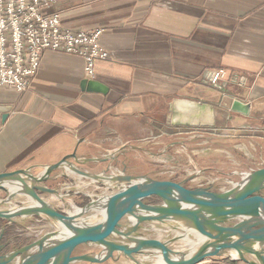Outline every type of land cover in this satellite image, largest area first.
Instances as JSON below:
<instances>
[{
  "label": "crops",
  "instance_id": "1",
  "mask_svg": "<svg viewBox=\"0 0 264 264\" xmlns=\"http://www.w3.org/2000/svg\"><path fill=\"white\" fill-rule=\"evenodd\" d=\"M47 11L65 27L100 31L108 57L95 60L93 80L106 89H86L81 57L42 52L24 92L0 87V173L54 164L74 150L79 159H94L80 169L118 173L125 168L123 146L169 140L174 130L199 134L222 122L246 127L264 120V0H59ZM215 69L226 72L219 87L203 82ZM174 98L213 104L219 125L168 124ZM233 99L250 103L248 115L230 110ZM52 176L46 186L78 206L97 187L67 168ZM23 225L0 220V242L36 239L50 226L30 218ZM112 264L135 263L122 256ZM197 264L245 263L225 255Z\"/></svg>",
  "mask_w": 264,
  "mask_h": 264
},
{
  "label": "water",
  "instance_id": "2",
  "mask_svg": "<svg viewBox=\"0 0 264 264\" xmlns=\"http://www.w3.org/2000/svg\"><path fill=\"white\" fill-rule=\"evenodd\" d=\"M85 85L90 91L105 92L106 89L93 79L86 80ZM249 107L250 103L239 99H233L230 104L231 111L243 115H248ZM167 123L212 127L216 124L214 105L174 98ZM109 158L117 160L115 154ZM92 160L79 159L74 150L54 164L0 173V191L5 193L0 198V220L24 226L30 218L46 221L54 227L9 253H1L8 243L0 242V264H72L78 261L101 264L114 258V253L142 264L144 258L137 255L149 250L154 256L160 254L164 264H197L210 257H233L232 253L234 259L245 264H264V199L259 196L264 190V167L246 173L229 189L215 192L209 187L187 190L180 183L132 175L125 170L110 173L108 168L95 174L79 168ZM36 168L41 171L35 172ZM64 168L111 192L91 198L82 207H76L78 211L62 210L69 206L66 194L59 188L46 186V182L54 179L52 173ZM151 196L160 198L162 204H147L145 199ZM96 209L100 211L93 212ZM125 217L132 218L129 226L121 224ZM168 221L177 222L184 233L162 241L137 232L143 222ZM188 236L197 242L189 253L169 247V242L178 238L188 240ZM130 242L134 245L129 246ZM82 244L99 246L101 252L74 255V250Z\"/></svg>",
  "mask_w": 264,
  "mask_h": 264
},
{
  "label": "rangeland",
  "instance_id": "3",
  "mask_svg": "<svg viewBox=\"0 0 264 264\" xmlns=\"http://www.w3.org/2000/svg\"><path fill=\"white\" fill-rule=\"evenodd\" d=\"M216 125L219 124L216 123L212 127ZM240 125L228 121L227 123L222 122L216 130H204L199 134H182L174 130L173 136L168 137L169 140L164 138L161 141L158 140V143L144 144L139 142L129 144L123 152L125 154L123 162L125 168L121 166L120 172L123 169L125 172L145 173L153 179L180 183L187 190L197 187H209L215 192L227 190L232 184L240 181L246 173L264 167V120H257L253 124L249 123V126L246 127ZM191 136H196V138L188 140L187 138H191ZM95 186L97 187L91 191L89 200L111 192V190H107L97 183H95ZM4 196L5 193L0 191V198ZM259 196L264 199V190ZM145 202L147 204H162V200L155 196L146 198ZM76 207L80 208L82 206L69 202V206L62 207V210L73 212ZM130 219L132 220L129 217L123 218L121 224L129 226L131 224ZM53 229V226L46 225L40 235ZM137 232L143 237L162 241L184 233L178 223L174 221L143 222L139 225ZM34 239L21 237L19 240L9 241L8 245L1 250V253H9L32 242ZM188 241L178 238L173 242H169L168 245L172 250L186 254L197 243L196 239L191 236H188ZM100 252L101 247L99 246L82 244L74 250L73 254L96 255ZM113 255L114 258L108 259L104 264H112L124 256L123 254L116 255V253ZM137 256L144 258L142 264H156V257L152 250L140 253ZM72 264L95 263L78 261Z\"/></svg>",
  "mask_w": 264,
  "mask_h": 264
},
{
  "label": "built area",
  "instance_id": "4",
  "mask_svg": "<svg viewBox=\"0 0 264 264\" xmlns=\"http://www.w3.org/2000/svg\"><path fill=\"white\" fill-rule=\"evenodd\" d=\"M59 0H0V87L24 92L35 76L42 52L76 55L84 61V75L95 76L94 63L108 52L98 43L99 30L86 32L61 24L47 9ZM223 69L209 70L203 82L219 87Z\"/></svg>",
  "mask_w": 264,
  "mask_h": 264
},
{
  "label": "bare ground",
  "instance_id": "5",
  "mask_svg": "<svg viewBox=\"0 0 264 264\" xmlns=\"http://www.w3.org/2000/svg\"><path fill=\"white\" fill-rule=\"evenodd\" d=\"M99 206H102V205H100V203H99ZM75 211H78V209H76ZM100 210H95V211H93V212H99ZM194 239V238H193ZM189 240H191V239H189ZM188 240H186V242H187ZM189 242V241H188ZM191 242H192V240H191ZM195 243V241L193 242V244ZM192 244V243H191ZM196 244V243H195ZM128 245L129 246H133L134 245V242L132 243V242H130V243H128ZM192 246V245H191ZM188 250V249H187ZM190 250V249H189ZM232 256L233 257H235V254H233L232 253ZM156 257V264H164V260L162 259V257H161V255L160 254H158V255H156L155 256Z\"/></svg>",
  "mask_w": 264,
  "mask_h": 264
},
{
  "label": "trees",
  "instance_id": "6",
  "mask_svg": "<svg viewBox=\"0 0 264 264\" xmlns=\"http://www.w3.org/2000/svg\"><path fill=\"white\" fill-rule=\"evenodd\" d=\"M8 234H10V233H7V236H8Z\"/></svg>",
  "mask_w": 264,
  "mask_h": 264
}]
</instances>
